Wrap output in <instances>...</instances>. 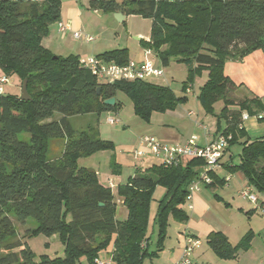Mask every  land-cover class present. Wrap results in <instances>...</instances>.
<instances>
[{
  "label": "trees",
  "instance_id": "trees-1",
  "mask_svg": "<svg viewBox=\"0 0 264 264\" xmlns=\"http://www.w3.org/2000/svg\"><path fill=\"white\" fill-rule=\"evenodd\" d=\"M91 6L150 19V40L144 45L164 67L173 60L194 64L189 82L196 73L208 71L198 95L200 105L216 117L218 137L228 139L224 154L236 144L242 147L239 162L232 156L224 163L222 157L221 168L241 172L256 193L264 194V137L251 140L243 128V116L264 112V102L243 93L225 74L227 62H240L259 49L264 53V0H92ZM61 7V0H0V71L18 78L21 87L27 80L31 97L23 101L20 95L0 93V264H76L82 256L95 264L99 253L111 246L115 264H145L164 250L171 217L188 222L183 206L204 161L183 159L170 168L161 162L143 174L137 172L118 187L128 218L117 219L112 189L102 186L96 171L79 165L80 159L111 149L112 143L101 138L95 124L75 130L70 118L116 111L117 100L113 107L105 101L116 99L119 91L130 97L135 114L146 121L153 112L175 109L183 98L145 80L101 83L79 56L56 57L43 40L49 26L60 21ZM127 53L119 49L97 56L125 65L130 61ZM219 102L223 108L217 114L214 106ZM56 114L61 117L53 120ZM24 133L27 138L21 137ZM52 140L65 141L57 156L50 152ZM112 169L120 167L115 162ZM211 177L212 184L203 186L218 189L227 184L216 171ZM157 187L164 188L165 195L156 212V250L151 252L147 228ZM215 199L221 201L218 195ZM29 220L35 227L27 230L26 239L58 236L63 257L37 260L18 237L16 223ZM253 238L249 232L232 244L214 231L207 243L228 261L250 250Z\"/></svg>",
  "mask_w": 264,
  "mask_h": 264
},
{
  "label": "rangeland",
  "instance_id": "rangeland-1",
  "mask_svg": "<svg viewBox=\"0 0 264 264\" xmlns=\"http://www.w3.org/2000/svg\"><path fill=\"white\" fill-rule=\"evenodd\" d=\"M92 0H61V16L60 20L66 25L71 26L74 31H82L94 38V42L85 43L80 40L74 39L70 34L60 33L58 29V22H54L49 26V36L47 41L51 42L52 53L55 56L67 57L69 55L77 56L81 54L80 58H88L90 56H102L105 53L112 52L119 49H127L129 59L135 62L151 61L155 66H159L164 71V76L161 78H151L148 82L156 85L166 86L171 88L177 98H183L180 100L175 109H169L165 112H153L150 120L146 121L135 114L134 105L130 97L122 91H119L116 95L118 106L116 111L103 112L99 115L88 114L81 116H74L70 118V122L73 128L77 131L86 129L87 126L95 124L99 130L102 139L112 143V148L108 150H101L94 153L90 157L82 158L79 160L81 167H86L97 172L98 179L102 185L107 187L108 181L112 180L115 183V189L112 190L117 199L118 187L126 184L129 178L133 177L137 172L144 173L145 170L159 164L160 158L157 156H146L136 159L134 156L135 150L138 148L140 139L144 136L158 137V132L164 124H171L174 120L180 129H184L187 132L196 130V134H200L201 130H197L195 122H201L209 127V130L215 132L217 129V119L215 116L207 114L200 105L198 95L201 88L208 79V71H203L201 74L196 73L193 81H190V71L194 69V64L178 63L177 61H171L169 66H163L159 60H157L152 54L147 55V51L144 42L149 41L151 33V20L143 18L136 14L124 15V20L119 21L116 17V13L107 11L104 9H96L91 6ZM95 1V0H94ZM53 35V36H52ZM61 35V39L58 38ZM189 82L187 85L185 83ZM19 80L15 77L8 78V83L4 85L2 94L21 95L22 87ZM185 86H187L185 88ZM243 94V93H242ZM264 102V101H263ZM223 108L221 102L214 106L215 113H219ZM177 111V115L172 113ZM192 111L193 115L188 116L187 112ZM184 114V115H180ZM61 115L56 114L53 120H58ZM108 117H113L120 122L116 125H111L107 122ZM176 124V123H174ZM185 125H189L186 127ZM22 138H27L28 135L24 133ZM194 137V135L192 136ZM198 137V136H196ZM65 141L52 140L50 142L51 153L55 156L59 155L64 149ZM242 147L235 145L231 148V153L235 156V162H239V155ZM119 165V170H113V164ZM224 173V172H223ZM222 173V174H223ZM232 177V176H231ZM208 192L213 193V190L206 189ZM231 193V189L226 187L223 189L214 190L217 194L222 192ZM253 193L258 197L257 204H253L248 200L241 198L244 205H247V209L253 211L254 220L253 223L258 227H264V211L262 200L264 194H258L253 190ZM165 195V189L157 187L150 209V221L148 235L151 237L150 250L155 249V242L157 237V224L155 222L156 212L160 200ZM239 196V195H238ZM240 198V196H239ZM239 221V225H243L245 228L250 227L251 216L247 214H235ZM212 214H210V220L202 223H192L188 229H193L197 226V230L200 229L199 240L203 243L202 249L208 250V256L212 259L213 264L215 261L223 262L217 258L207 243V235L210 232H214L211 221L213 220ZM221 217L222 214H221ZM128 218V210L124 204L117 205V219L124 221ZM224 218V217H223ZM237 221V220H236ZM216 222V221H214ZM252 224V223H251ZM19 239L28 243L29 247L36 254L37 260H40L42 256H48L51 259L61 258L64 256V245L57 238L47 237L43 234H39L33 238L26 239L25 233L29 228H34L35 223L29 220L25 225L16 223ZM187 228L184 224L178 223L171 219L169 221V233L166 242V251L156 259H148L145 264H167L169 258L174 249L178 250L180 247H184ZM233 243V242H232ZM236 244V243H233ZM112 246L103 249L99 253L98 259L102 263L115 264L111 257ZM195 256L199 255V251L193 253ZM215 261H214V260ZM76 264H94L87 256L79 258ZM95 264L96 261H95Z\"/></svg>",
  "mask_w": 264,
  "mask_h": 264
},
{
  "label": "crops",
  "instance_id": "crops-1",
  "mask_svg": "<svg viewBox=\"0 0 264 264\" xmlns=\"http://www.w3.org/2000/svg\"><path fill=\"white\" fill-rule=\"evenodd\" d=\"M48 38L50 39V37ZM58 38L61 39V35H58ZM43 45L52 52L51 42L47 41V38L43 40ZM77 56L80 57L82 55L78 54ZM225 74L236 85L240 86L243 93L247 94L248 92H251L254 95L260 97L264 101V53L260 49L251 53L240 62H232V61L227 62L225 65ZM1 76H3V72L0 71V77ZM172 114L177 115V111H174ZM180 115H184V114H180ZM187 115L192 116L193 112L189 111L187 112ZM259 115L249 116L248 119L245 120L243 123V128L245 129L249 139L251 140L264 137V119H259L258 117ZM177 123L178 122L174 120V122H172L171 124H164L159 130L157 138L162 142L167 143L168 145L184 144L188 139H190L194 135V136H198L197 137L198 143L204 146L214 141L219 135L217 129L215 132H212L209 130V127L207 125H204L201 122H197V121L195 122V127L197 128V130H201L200 134H196L195 132L196 130L194 129L190 132H187L184 129H180V127L177 126ZM185 126L188 127L189 125H185ZM203 127H206L207 129L205 130ZM148 156H146V158ZM232 156L235 159V156L231 153V150L229 152H226L223 156L222 162L223 161L224 163L228 162ZM161 162L159 164H161ZM159 164H154V165H159ZM216 172L218 177L220 178L224 179L225 177H230V180L227 182V184L224 185L223 188L226 187L227 189H231L232 192L231 193L228 192L225 194L224 192L226 191L223 190L221 194H217L214 191L216 189H211L208 188L207 186H201L200 190L193 194L192 201L190 203H186L183 206L184 211L187 213L189 217L188 222L184 223L185 227L190 228L191 224L194 222L195 223H202L205 221L208 222L210 220V214H212L213 220L211 221V223L214 230L222 232L226 236V238L229 239L231 243L233 242L238 244L240 240H242V238L247 233L252 232L254 238L252 240L250 250L245 252H239L236 259L227 261L217 257L210 248L212 253L223 262H218L215 261L214 259L213 260L216 262V264H264V227H258L253 223L252 221V219L254 220L253 211H251L250 209L248 210L246 208L247 205H244L243 202L241 201V198H239L238 196L239 191L248 185L246 178L241 172L238 171L235 174H230L226 169L221 168ZM223 188H218V189H223ZM114 189H115V183H114V188L112 190ZM206 189L213 190V193L208 192ZM215 195H218L221 198V201L215 199ZM117 201L118 204H122L121 199H117ZM190 204L192 205V208L189 207ZM262 205L264 207V199L262 200ZM221 214L224 218L221 217ZM235 214H247L248 216H251L250 223L248 224L250 227L245 228L243 225L240 226L238 219H236L237 216ZM171 219L173 218L171 217L170 220ZM188 228L186 230V233L183 234V237H185L184 247L183 248L180 247L178 248V250L174 249L169 258L170 260L167 264H174L175 262L180 260V258L183 255L184 248L186 246L187 237H194L196 239H199L200 229L197 230V226L194 227L193 229H188ZM168 233H169V228H168ZM210 233H208V235ZM53 238L57 239L58 236H53ZM166 242H165V248L160 253V255L163 254L167 249ZM202 246L203 243H201L199 247L194 249V251L191 254V259L196 264H213L212 259L209 258L208 256V250L202 249ZM149 247H150V243H149ZM155 250H156V242H155V249L150 251L153 252ZM196 251H199V255L195 256L194 259L193 253H195ZM110 257L111 255L109 256V258Z\"/></svg>",
  "mask_w": 264,
  "mask_h": 264
},
{
  "label": "built area",
  "instance_id": "built-area-1",
  "mask_svg": "<svg viewBox=\"0 0 264 264\" xmlns=\"http://www.w3.org/2000/svg\"><path fill=\"white\" fill-rule=\"evenodd\" d=\"M58 29L60 33L70 34L74 39L80 40L85 43L94 42V38L82 31H74L71 26L66 25L61 20L58 22ZM147 55H153V52L147 51ZM80 63L90 69L94 77L101 83H115L117 81L134 82L145 80L148 81L151 78H161L164 76V71L159 66L151 61L135 62L130 60L128 63L118 64L112 61H105L104 59L90 56L88 58H80ZM8 83L6 76L0 77V93L3 92V87ZM248 115L243 116V120L248 119ZM259 119H264V113L260 114ZM119 120L108 117L107 122L111 125L119 124ZM205 130L206 127H203ZM228 147V139L225 136H219L214 141L207 145H200L197 141V137H191L184 144H167L159 140L155 136H144L140 139L138 148L134 152L136 159L146 155L157 156L161 159L162 163L166 167H172L178 165L183 159H201L204 161V167L199 174L197 180L192 182L190 186V193L187 197V203H190L193 199V194L200 190L203 185H211V174L221 168V158L225 150ZM226 182L230 180V177L225 178ZM108 187L113 189L114 182L108 181ZM253 188L249 185L245 186L239 191L240 198L248 200L253 204H257L259 199L253 193ZM192 208V205H189ZM264 211V207H263ZM201 242L194 237L186 238V246L183 251V255L174 264H196L191 259V254L195 248L199 247ZM97 264H110L102 263L100 259L95 260Z\"/></svg>",
  "mask_w": 264,
  "mask_h": 264
},
{
  "label": "water",
  "instance_id": "water-1",
  "mask_svg": "<svg viewBox=\"0 0 264 264\" xmlns=\"http://www.w3.org/2000/svg\"><path fill=\"white\" fill-rule=\"evenodd\" d=\"M116 17L118 18L119 21H123L125 18L123 13H116ZM20 99L23 101L31 100V97L28 92V81L27 80L23 81ZM105 104L107 106L113 107L116 104V99L112 97L111 99L106 100Z\"/></svg>",
  "mask_w": 264,
  "mask_h": 264
}]
</instances>
